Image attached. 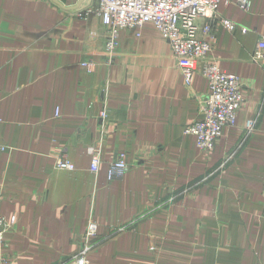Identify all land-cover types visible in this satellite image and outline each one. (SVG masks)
<instances>
[{"label":"crops","instance_id":"crops-1","mask_svg":"<svg viewBox=\"0 0 264 264\" xmlns=\"http://www.w3.org/2000/svg\"><path fill=\"white\" fill-rule=\"evenodd\" d=\"M91 2L0 0V215L17 219L0 264H73L91 221L92 264H264V64L252 60L264 0L219 7L239 28L215 25L210 58L242 79L245 104L209 153L185 134L208 81L185 85L151 23L122 30L110 61L102 21L76 15ZM105 108L111 135L94 174ZM119 154L129 170L109 182ZM59 156L75 170L58 169Z\"/></svg>","mask_w":264,"mask_h":264},{"label":"built area","instance_id":"built-area-1","mask_svg":"<svg viewBox=\"0 0 264 264\" xmlns=\"http://www.w3.org/2000/svg\"><path fill=\"white\" fill-rule=\"evenodd\" d=\"M224 1L229 0H92L87 6L79 7L76 13L85 20L97 17L107 28L106 51L110 61L119 46L118 39L122 30L140 29L151 23L170 44L185 85L192 87L198 74L208 81L209 94L199 98V117L185 130V134L196 139L197 147L203 153L211 152L223 137L224 131L235 127L239 112L245 104L242 79L221 71L210 58L215 25L231 33L239 28L237 24L219 16V7ZM236 4L242 10L249 11L252 3L251 0H236ZM200 19L206 21L202 27L198 22ZM241 30L247 31L243 27ZM252 60L264 64V36L259 39ZM81 65L89 73L97 68L93 61H85ZM99 119L102 140L98 145L88 148L91 155L90 171L94 174L99 173L102 164V142L111 135L106 108L100 113ZM256 123V120L248 121L247 131H254ZM56 166L60 170H75L66 156H59ZM128 170L125 155L119 154L108 165V181L122 180ZM16 223L15 217L0 215V244L4 235L12 231ZM98 234V224L91 221L81 239V249L73 264H92L89 254Z\"/></svg>","mask_w":264,"mask_h":264}]
</instances>
